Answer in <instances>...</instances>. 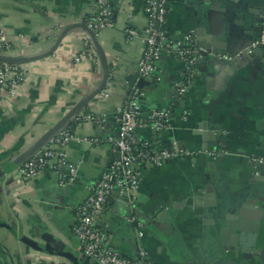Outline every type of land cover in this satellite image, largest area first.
Instances as JSON below:
<instances>
[{
  "label": "crops",
  "instance_id": "obj_1",
  "mask_svg": "<svg viewBox=\"0 0 264 264\" xmlns=\"http://www.w3.org/2000/svg\"><path fill=\"white\" fill-rule=\"evenodd\" d=\"M113 6L114 26L93 40L85 22L96 0H0V30L11 46L0 63L13 59L26 72L15 94L0 93V264L88 261L73 232L76 210L118 158L108 139L138 86L147 24L135 1ZM261 14L264 0H170L168 29L175 41L193 34L236 54L251 43ZM128 28L137 34L128 38ZM229 62L201 56L183 102L176 87L185 66L175 57L156 61L159 82L138 87L144 117L154 108H170L173 117L166 131L142 127L137 137L192 155L139 164L136 197L107 202L96 226L125 258L145 250L157 264H264V165L253 161L264 159V56ZM65 129L75 137L65 150L68 165L78 166L75 181L60 186L52 168L18 175Z\"/></svg>",
  "mask_w": 264,
  "mask_h": 264
},
{
  "label": "built area",
  "instance_id": "obj_2",
  "mask_svg": "<svg viewBox=\"0 0 264 264\" xmlns=\"http://www.w3.org/2000/svg\"><path fill=\"white\" fill-rule=\"evenodd\" d=\"M169 7L170 0H145L143 12L147 24L137 73L139 79H153L159 82L161 78L157 73L156 61L162 56H171L180 60L185 67L183 81L176 87V101L183 102L200 75L199 60L205 50L193 34L182 41L172 39L168 29ZM113 18V0H96L95 10L86 20L85 25L95 37H98L114 26ZM125 33L128 38L137 34L131 28L126 29ZM10 47V43L0 30V52L9 51ZM81 57H77L76 61L79 62ZM225 60L230 61L232 58L226 56ZM25 79L26 72L20 65L0 63V93L3 89H7L11 94H15ZM142 96L141 90L135 85L126 102L118 108L115 114L118 130L116 135L108 139L118 158L102 174L97 186L90 190L76 210L73 232L88 260L86 264H157L145 250H141L136 259L125 258L113 248L109 235L96 226L98 216L114 195H126L131 199L136 197L141 183V175L136 169L139 164L160 167L172 158L192 155L178 146H175L173 151H158L151 142L141 141L137 137L138 128L148 127L152 132L159 134L172 126L173 112L170 108H154L144 117ZM74 138L71 129L62 130L47 146L19 168L18 175L23 178H35L46 169L52 168L58 176L60 186L75 181L78 177V166L68 165L65 152ZM253 161L264 165L262 158ZM256 175L258 176L259 173ZM139 236L142 237L143 233L140 232Z\"/></svg>",
  "mask_w": 264,
  "mask_h": 264
},
{
  "label": "water",
  "instance_id": "obj_3",
  "mask_svg": "<svg viewBox=\"0 0 264 264\" xmlns=\"http://www.w3.org/2000/svg\"><path fill=\"white\" fill-rule=\"evenodd\" d=\"M255 19H256V26L252 32L253 39L247 48L239 51L236 54H233V53L230 54V53L219 51L217 48L211 49L207 46L208 44L205 45L204 40L198 39L199 45L202 48H204V50H205L203 52L202 56L211 55L214 58H216L218 60H222V61L225 60L226 56H229L230 58H232V61L230 60V62H229L230 64L232 62H237V60H239V58H241V57L252 56L253 54H255L258 51H261L263 53V56H264V14L258 15L257 17H255ZM85 28L88 31V33L91 35L93 40L96 39L94 33L91 30H89L86 26H85ZM5 61H7V63H15L13 59L11 61H8V60H5ZM147 85H149V79L143 78V79H140L138 82V87H140V88H143ZM59 132H61V131H59ZM59 132H57L56 134H58ZM56 134L50 136L49 139H52L54 136H56ZM122 197L127 201L129 200V198L126 195H124ZM250 254H252L254 257L255 256L257 257L256 252H251ZM64 256H66L70 259H73V257L68 253H64Z\"/></svg>",
  "mask_w": 264,
  "mask_h": 264
},
{
  "label": "trees",
  "instance_id": "obj_4",
  "mask_svg": "<svg viewBox=\"0 0 264 264\" xmlns=\"http://www.w3.org/2000/svg\"><path fill=\"white\" fill-rule=\"evenodd\" d=\"M135 4H137L138 7H144L145 0H135Z\"/></svg>",
  "mask_w": 264,
  "mask_h": 264
}]
</instances>
